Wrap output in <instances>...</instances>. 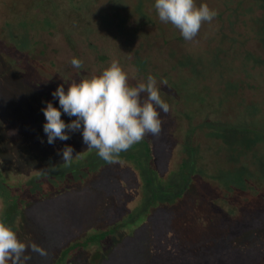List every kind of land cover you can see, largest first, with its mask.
Returning <instances> with one entry per match:
<instances>
[{
	"label": "trees",
	"instance_id": "16d2710c",
	"mask_svg": "<svg viewBox=\"0 0 264 264\" xmlns=\"http://www.w3.org/2000/svg\"><path fill=\"white\" fill-rule=\"evenodd\" d=\"M25 1L0 0V221L28 246L19 264H264V0H196L218 14L192 41L155 0ZM113 59L133 85L156 78L160 134L114 163L82 129L49 144L52 92ZM92 191L102 210L65 241L57 202Z\"/></svg>",
	"mask_w": 264,
	"mask_h": 264
},
{
	"label": "clouds",
	"instance_id": "9594fccd",
	"mask_svg": "<svg viewBox=\"0 0 264 264\" xmlns=\"http://www.w3.org/2000/svg\"><path fill=\"white\" fill-rule=\"evenodd\" d=\"M154 8L159 20L171 23L186 41L194 40L203 23H210L218 14L206 3L197 6L196 0H155ZM70 63L76 69L83 67V62L77 58H72ZM166 83L161 81V84ZM142 94L145 95L142 97ZM52 97L58 99L60 108L49 101L42 109L47 142L66 141L70 139V132L82 129L87 150L95 149L107 163L116 162L120 153L140 143L146 135L158 136L163 122L161 114L170 112L153 75L149 74L146 82L133 85L128 72L116 59L98 75L90 74L78 82L71 81L67 91L63 84L59 85ZM62 112L75 119L65 123ZM73 152L71 146L62 150L65 166L73 162ZM27 247L9 225L0 221V264H19ZM31 249L46 254L35 243L31 244Z\"/></svg>",
	"mask_w": 264,
	"mask_h": 264
},
{
	"label": "rangeland",
	"instance_id": "374dc122",
	"mask_svg": "<svg viewBox=\"0 0 264 264\" xmlns=\"http://www.w3.org/2000/svg\"><path fill=\"white\" fill-rule=\"evenodd\" d=\"M9 1H11V0H9ZM19 1L21 2V4H18V5L24 4V6H25V4L27 3L25 0H19ZM36 3H38V0H36ZM4 8L6 11L7 10L6 5ZM121 12H122V10H120V13ZM120 13L118 11L117 14H120ZM120 15H124V12H122ZM16 96L19 97V95H16ZM15 99H13V100H15ZM1 107L2 106H0V108ZM76 196L77 197L68 195L69 199L67 198L65 200H62L60 203H59V201L57 202V204H59L60 206L62 204L64 207H69L68 209L70 211V212L69 211L66 212V209H64V210L59 209V211L55 212V218L57 219V222H58L57 228H60V230L63 233H65L68 237L65 241H69L71 238L75 237V235H77V233H79L78 231L86 229L87 226H89V225H86V223L89 224V221H91L93 219L92 213H94L96 211H101L103 206H104V197L102 194H98V193L95 194V192L92 191L91 193L87 194L88 197L86 195H82V194H78V195L76 194ZM71 213H74L75 216H77V215L80 216V215L84 214V217L81 216V219L79 222H77V224L72 225V226L71 225L68 226L66 224V220L72 218ZM220 219L225 220L223 218V216H221ZM68 227H69V229H68ZM233 229H234V226L231 225V230H233ZM247 236H248V238H250V237H252V234L248 233ZM27 264H32V263L27 262Z\"/></svg>",
	"mask_w": 264,
	"mask_h": 264
}]
</instances>
